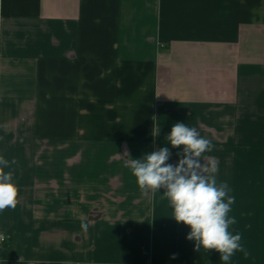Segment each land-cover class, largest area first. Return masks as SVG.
<instances>
[{
  "label": "crops",
  "instance_id": "crops-1",
  "mask_svg": "<svg viewBox=\"0 0 264 264\" xmlns=\"http://www.w3.org/2000/svg\"><path fill=\"white\" fill-rule=\"evenodd\" d=\"M177 122L212 142L235 198L248 255L227 264H264V0H0V156L19 189L0 264H225L125 166L164 146L175 164Z\"/></svg>",
  "mask_w": 264,
  "mask_h": 264
},
{
  "label": "clouds",
  "instance_id": "clouds-1",
  "mask_svg": "<svg viewBox=\"0 0 264 264\" xmlns=\"http://www.w3.org/2000/svg\"><path fill=\"white\" fill-rule=\"evenodd\" d=\"M166 139L171 148L179 149L175 164L169 163L172 152L164 146L146 153L143 158L131 159L125 165L141 192L156 193L163 189L173 219L190 228L186 239L195 241L196 251L201 248L216 250L225 264L237 251L247 256L240 243L241 236L229 231V226L236 222L228 216L235 198L229 195L227 182L217 184L216 165L204 163L203 154L212 151V142L183 122L175 123ZM16 163L14 158L9 161L0 156V211L14 209L19 202V189L11 170ZM88 226L82 218L81 230L87 232ZM7 238L0 233V244Z\"/></svg>",
  "mask_w": 264,
  "mask_h": 264
},
{
  "label": "built area",
  "instance_id": "built-area-1",
  "mask_svg": "<svg viewBox=\"0 0 264 264\" xmlns=\"http://www.w3.org/2000/svg\"><path fill=\"white\" fill-rule=\"evenodd\" d=\"M6 241H7V240H6ZM6 241H5V242H6Z\"/></svg>",
  "mask_w": 264,
  "mask_h": 264
}]
</instances>
